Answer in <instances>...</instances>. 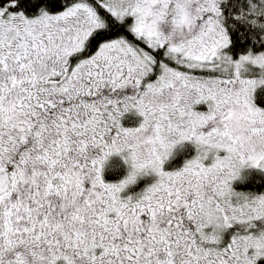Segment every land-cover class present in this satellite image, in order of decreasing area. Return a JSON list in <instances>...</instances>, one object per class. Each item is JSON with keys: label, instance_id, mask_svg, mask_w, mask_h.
Instances as JSON below:
<instances>
[{"label": "snow or ice", "instance_id": "6c2138e0", "mask_svg": "<svg viewBox=\"0 0 264 264\" xmlns=\"http://www.w3.org/2000/svg\"><path fill=\"white\" fill-rule=\"evenodd\" d=\"M0 264H264V0H0Z\"/></svg>", "mask_w": 264, "mask_h": 264}]
</instances>
